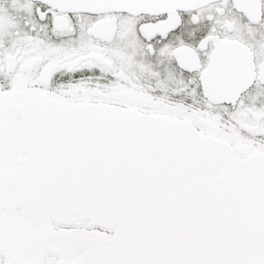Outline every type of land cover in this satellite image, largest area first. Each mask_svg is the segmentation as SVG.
I'll list each match as a JSON object with an SVG mask.
<instances>
[{"label":"snow or ice","instance_id":"1","mask_svg":"<svg viewBox=\"0 0 264 264\" xmlns=\"http://www.w3.org/2000/svg\"><path fill=\"white\" fill-rule=\"evenodd\" d=\"M0 264H264V0H0Z\"/></svg>","mask_w":264,"mask_h":264}]
</instances>
